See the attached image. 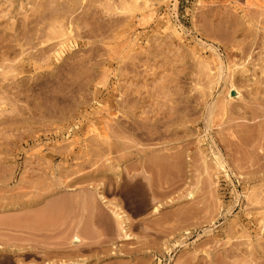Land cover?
Returning a JSON list of instances; mask_svg holds the SVG:
<instances>
[{"label": "rangeland", "instance_id": "rangeland-1", "mask_svg": "<svg viewBox=\"0 0 264 264\" xmlns=\"http://www.w3.org/2000/svg\"><path fill=\"white\" fill-rule=\"evenodd\" d=\"M150 1L0 0V264H264V0Z\"/></svg>", "mask_w": 264, "mask_h": 264}, {"label": "bare ground", "instance_id": "bare-ground-1", "mask_svg": "<svg viewBox=\"0 0 264 264\" xmlns=\"http://www.w3.org/2000/svg\"><path fill=\"white\" fill-rule=\"evenodd\" d=\"M135 4V8L138 11H144L142 14L143 20L149 21L154 18V15H156V12H154V3L150 0H147L144 5H141L137 2ZM160 23H163V26L166 29H173L174 33L178 36L181 37L179 34L178 30L175 29L173 23L170 20V14H165L160 18ZM199 47H196L198 49ZM233 94L237 93V89L234 86L233 87ZM261 179L264 181V175L261 177ZM100 198L103 201V203L112 211L115 219L119 222L121 229L123 233L125 234L126 237L129 236V231H128V224H129V218L125 214V212L119 207L116 206L110 202H108L105 198V196L100 193ZM255 201L259 204L264 206V197L261 199L258 195V197L255 199ZM77 203L68 197H59L54 199L53 201H50L48 205H45L42 209V211H37L28 215H23L20 217L16 218H11L7 219L4 221L5 224L13 226V227H22V228H28L32 231H35V233L40 232V231H46L47 229H51L52 227H55L58 225L62 220L68 219L73 215V211L76 207ZM85 208V211L90 212V218L89 222L90 224H94L95 218H96V212L95 209L90 207V204L84 203L83 205ZM89 209V210H88ZM94 218V219H93ZM261 222H264V218L259 219ZM82 229H79L78 227L75 228L76 230L74 231V236H73V243L75 244L74 249H76L80 244H82L85 239L90 236V232L86 230V223L82 221L81 223ZM79 229V230H78ZM38 234H34V237L32 239L34 245L29 247V251H27L24 256L26 258H31L34 257L36 259H42L43 261L46 258H52L56 257L59 255L61 252L59 248L54 247V248H49L41 242L38 239ZM13 248V247H12ZM14 249V248H13ZM10 249L9 251H12L16 254H18L19 251H24L26 248L19 247L18 250ZM0 250H4L3 247L0 246ZM24 264V263H20ZM33 264H38L37 262H34ZM51 264V263H49ZM53 264H56V262H53ZM62 264H82L78 261H73V262H63Z\"/></svg>", "mask_w": 264, "mask_h": 264}]
</instances>
